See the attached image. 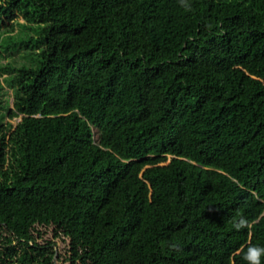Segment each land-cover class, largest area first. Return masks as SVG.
I'll use <instances>...</instances> for the list:
<instances>
[{"label": "trees", "instance_id": "trees-1", "mask_svg": "<svg viewBox=\"0 0 264 264\" xmlns=\"http://www.w3.org/2000/svg\"><path fill=\"white\" fill-rule=\"evenodd\" d=\"M188 2L191 11L180 0H0V138L47 92L50 71L82 75L88 56L110 73L103 101L119 84L128 92L140 141L126 147L86 121L109 159L46 182L21 125L4 170L0 161V264H247V246H264V84L245 93L222 74L264 55V0ZM205 106L210 124L191 129L185 119ZM227 115L247 124L232 147L255 143L243 174L210 154L212 139L228 154ZM240 216L250 229L235 230Z\"/></svg>", "mask_w": 264, "mask_h": 264}, {"label": "rangeland", "instance_id": "rangeland-1", "mask_svg": "<svg viewBox=\"0 0 264 264\" xmlns=\"http://www.w3.org/2000/svg\"><path fill=\"white\" fill-rule=\"evenodd\" d=\"M240 26L245 27L243 24ZM261 45H264V40ZM246 49L248 43L243 42L235 50L241 53ZM260 62H264V55L253 61L251 70L243 71L241 66L232 65L222 71L223 77L231 87L235 86L245 93L252 90L255 92L264 84V65ZM78 63L88 65L82 70V75L67 68L64 71H50L46 75L47 92L37 97L26 110H20L18 116L7 119L12 121L13 127L6 130L0 138V161H3V170L8 165L13 139L15 135L21 134V125L24 126L23 133L29 140L32 170L40 180L46 182L65 181L78 170L100 167L109 159V149L96 143L87 131L86 121L90 124H101L105 127L107 136L123 142L126 147L139 145L140 141L133 144L136 137L132 134V127L135 123L131 116H126L128 108L125 102L130 98L128 92L119 84V90L115 91L114 97L103 101L106 98L105 89L99 93L98 88L100 77L107 72L106 67L97 59L88 56L79 58ZM106 74L109 76L110 73ZM196 80H199L198 76ZM12 105H15L13 101ZM205 111L198 117L185 119L191 129L195 130L198 124L200 127L210 124L208 106H205ZM122 118H126V121L123 122ZM224 121L228 122V126L219 138L228 154L219 153L215 139L211 140L210 154L216 155L229 168L227 172L243 174L237 169L240 158L242 154L253 156L254 152L248 148L251 146L253 149L255 143L252 142L245 148H233V144H240L241 135L248 134L245 131L247 124L243 116L235 118L227 115ZM192 160L196 161L195 158ZM234 178L236 179L235 176ZM58 250H64L62 241L58 243ZM56 261L58 264L57 259ZM61 264L69 262L61 261Z\"/></svg>", "mask_w": 264, "mask_h": 264}, {"label": "clouds", "instance_id": "clouds-1", "mask_svg": "<svg viewBox=\"0 0 264 264\" xmlns=\"http://www.w3.org/2000/svg\"><path fill=\"white\" fill-rule=\"evenodd\" d=\"M181 6L187 11H191V4L188 0H180ZM233 227L235 230H245L252 227L251 222L245 216H240L233 221ZM262 257H264V246L249 244L246 251H243V259L247 264H262Z\"/></svg>", "mask_w": 264, "mask_h": 264}]
</instances>
